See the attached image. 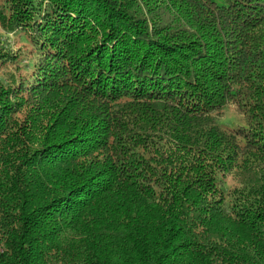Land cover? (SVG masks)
Instances as JSON below:
<instances>
[{
    "label": "trees",
    "instance_id": "obj_1",
    "mask_svg": "<svg viewBox=\"0 0 264 264\" xmlns=\"http://www.w3.org/2000/svg\"><path fill=\"white\" fill-rule=\"evenodd\" d=\"M0 21L35 55L0 79V264H264V0H1Z\"/></svg>",
    "mask_w": 264,
    "mask_h": 264
},
{
    "label": "rangeland",
    "instance_id": "obj_2",
    "mask_svg": "<svg viewBox=\"0 0 264 264\" xmlns=\"http://www.w3.org/2000/svg\"><path fill=\"white\" fill-rule=\"evenodd\" d=\"M1 4V0H0ZM34 51L25 40L21 32L8 33L0 21V79L6 83L17 82L29 74V64L35 61ZM219 123L224 127L232 128L236 125H246L245 117L237 110L235 105L215 114ZM229 185L234 184L233 178H228Z\"/></svg>",
    "mask_w": 264,
    "mask_h": 264
}]
</instances>
